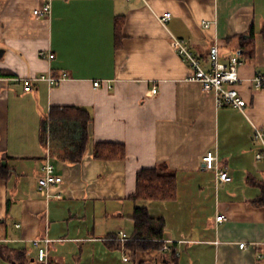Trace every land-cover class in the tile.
Returning a JSON list of instances; mask_svg holds the SVG:
<instances>
[{
	"label": "crops",
	"instance_id": "crops-1",
	"mask_svg": "<svg viewBox=\"0 0 264 264\" xmlns=\"http://www.w3.org/2000/svg\"><path fill=\"white\" fill-rule=\"evenodd\" d=\"M44 3L0 0V264H36L37 240L51 242L50 264H264V161L254 138V126L264 129V88L252 82L264 76V0H53L49 16H35ZM252 27L256 56L238 70L245 112L217 108L189 79L175 41L208 72L211 47L227 65ZM41 76L63 81L25 90L22 80ZM53 107L92 117L79 163L65 157L83 126L52 118ZM95 143L124 144L127 157L96 160ZM208 152L231 182L206 169ZM48 155L63 178L50 198L38 184ZM153 168L177 176L175 201L130 199L138 173ZM136 207L165 222L163 248L128 246ZM220 213L228 220L218 225Z\"/></svg>",
	"mask_w": 264,
	"mask_h": 264
},
{
	"label": "built area",
	"instance_id": "built-area-1",
	"mask_svg": "<svg viewBox=\"0 0 264 264\" xmlns=\"http://www.w3.org/2000/svg\"><path fill=\"white\" fill-rule=\"evenodd\" d=\"M52 2L53 0H45L43 6L34 11V15L38 17L49 16L52 10ZM171 17V13H167L164 17H160V21L161 23H165ZM204 26L209 28L210 23H204ZM175 43L178 54L193 71V75L189 79L200 83L205 93H212L214 95L217 108L231 107L245 112L247 103L244 99H242L239 90L237 89V85L242 82L239 78L238 70L245 63L240 59V57L233 56L227 65L221 64L219 61V47L217 45H213L210 50L211 69L207 72L203 69L200 60H198L193 53L189 51L183 41L176 40ZM39 57L47 61H53L55 59V55L53 53L45 51H41L39 53ZM22 81L24 82L25 90L29 92L32 89L33 82L47 81L51 86H59L63 79L41 76L36 79H24ZM252 82L256 89L264 88V76H258L254 78ZM94 85L95 87H99L100 83L97 82ZM156 93L157 91L154 90L153 94ZM254 138L261 145V150L257 153L256 159L257 161H264V129L254 126ZM203 161L207 170L215 172L218 184L229 183L232 181L228 172L218 165V157L214 152H208L204 156ZM43 172V177H41L38 181L39 190L41 193L46 195L47 198H50V188L54 185L61 184L63 182V178L55 175V167L52 164L49 155L46 157ZM55 198L61 199V195H56ZM227 220L228 215L225 213H220L216 217V223L218 225L223 224ZM120 239L127 241L128 237L125 233L121 232ZM41 243H44L46 246L42 247ZM50 243L51 242L49 240L34 241V246L38 250V259L36 260V264H50L48 251V245ZM246 246L247 245L243 243L240 245V249H245ZM127 260L128 259H125V261Z\"/></svg>",
	"mask_w": 264,
	"mask_h": 264
},
{
	"label": "trees",
	"instance_id": "trees-1",
	"mask_svg": "<svg viewBox=\"0 0 264 264\" xmlns=\"http://www.w3.org/2000/svg\"><path fill=\"white\" fill-rule=\"evenodd\" d=\"M257 32L252 27L248 36L237 39L236 51L244 62L252 60L256 56V36ZM264 43V26L260 30ZM234 39H228L231 45ZM51 117L54 119H66L80 122L84 129V134L77 143L75 149L68 153L65 160L71 163L82 161L90 142L89 125L92 122L90 113L81 108L64 107L60 109L53 107ZM94 158L100 161H123L126 159V148L120 143H95ZM3 177V174H0ZM178 194V181L175 174H164L161 168L144 169L137 175L136 191L131 195L133 201H175ZM133 220L135 223V234L137 240L128 244L133 250H153L163 248V238L165 222L152 218L147 209L136 207Z\"/></svg>",
	"mask_w": 264,
	"mask_h": 264
},
{
	"label": "rangeland",
	"instance_id": "rangeland-1",
	"mask_svg": "<svg viewBox=\"0 0 264 264\" xmlns=\"http://www.w3.org/2000/svg\"><path fill=\"white\" fill-rule=\"evenodd\" d=\"M55 164H58V162L56 161V163ZM168 173H166V174H172L173 173V171H167Z\"/></svg>",
	"mask_w": 264,
	"mask_h": 264
}]
</instances>
